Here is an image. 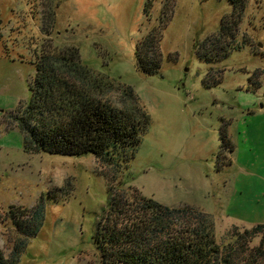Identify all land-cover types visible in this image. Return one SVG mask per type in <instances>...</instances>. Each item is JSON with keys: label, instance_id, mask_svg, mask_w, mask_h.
Wrapping results in <instances>:
<instances>
[{"label": "rangeland", "instance_id": "374dc122", "mask_svg": "<svg viewBox=\"0 0 264 264\" xmlns=\"http://www.w3.org/2000/svg\"><path fill=\"white\" fill-rule=\"evenodd\" d=\"M245 2L238 47L224 58L206 60L196 44L218 32L233 10L231 0H0L5 259H13L14 244L23 239L8 210L30 209L43 196V225L16 264H100L93 234L113 171L92 153L24 151L22 135L9 119L30 99L41 51L77 48L83 64L113 82L104 87L105 99L121 108L134 105L123 95L122 85H129L149 114L136 154L119 174L127 196L139 192L209 214L218 242L234 227L257 223L251 215L264 207V0ZM156 29L162 60L158 72L147 74L136 66V48ZM224 132L231 151L223 146ZM234 188L244 194L236 198Z\"/></svg>", "mask_w": 264, "mask_h": 264}, {"label": "trees", "instance_id": "16d2710c", "mask_svg": "<svg viewBox=\"0 0 264 264\" xmlns=\"http://www.w3.org/2000/svg\"><path fill=\"white\" fill-rule=\"evenodd\" d=\"M231 1L233 10L223 18L218 32L196 44L200 58H224L238 47L246 2ZM160 39L156 29L137 45L136 66L142 72H158ZM105 77L81 62L77 48L60 54L41 51L29 84L30 99L9 114L22 135L24 151L92 153L113 171L108 201L96 219L93 234L100 264H264V222L250 228L234 227L225 241L218 242L209 214L187 205L168 206L139 192L127 196L119 174L135 156L150 117L129 85H122V91L134 105L121 108L105 99L104 87L113 83ZM107 81L111 82L108 86ZM222 138L223 146L231 151L226 132ZM49 194L54 198L57 191ZM45 207L43 196L30 209L10 207L8 214L23 239L14 244L13 259H5L0 251V264H16L27 240L40 231Z\"/></svg>", "mask_w": 264, "mask_h": 264}, {"label": "crops", "instance_id": "0c3cea01", "mask_svg": "<svg viewBox=\"0 0 264 264\" xmlns=\"http://www.w3.org/2000/svg\"><path fill=\"white\" fill-rule=\"evenodd\" d=\"M239 175H240V174L238 173V177H239ZM249 190H250V189L248 188V191H249ZM233 192H235L234 194H235V197H236V198H237L238 196H240V194H244V193L239 192V190L236 189V188H234ZM249 193H251V192L249 191ZM253 197H254V196L251 194L250 199H254ZM231 199H233V197H231ZM235 205H236L237 207H239L238 204H235ZM232 215H233V214H232ZM250 215H251V214H250ZM236 216H238L239 218L241 217L242 220L249 219V218H247V217L244 215V213H238V214H236ZM251 216H253V217H252L253 222H257V223H259V222H261V221L264 222V207L261 206V209H260L259 213H258V214L251 215Z\"/></svg>", "mask_w": 264, "mask_h": 264}]
</instances>
